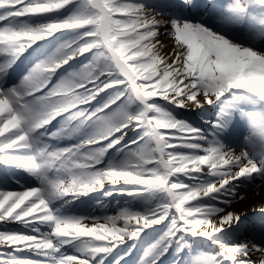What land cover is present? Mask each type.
I'll return each mask as SVG.
<instances>
[{
	"label": "snow or ice",
	"instance_id": "obj_1",
	"mask_svg": "<svg viewBox=\"0 0 264 264\" xmlns=\"http://www.w3.org/2000/svg\"><path fill=\"white\" fill-rule=\"evenodd\" d=\"M169 12L0 0V264H264L234 206L264 192V0ZM93 194L102 215L72 214Z\"/></svg>",
	"mask_w": 264,
	"mask_h": 264
},
{
	"label": "bare ground",
	"instance_id": "obj_2",
	"mask_svg": "<svg viewBox=\"0 0 264 264\" xmlns=\"http://www.w3.org/2000/svg\"><path fill=\"white\" fill-rule=\"evenodd\" d=\"M152 2L160 5L162 11H165L167 14H170L169 8L171 6L172 0H152ZM198 3H211V0H198ZM191 15H196L195 9L192 11ZM163 43L166 46L169 45V38L164 37ZM178 110L185 111L186 114L189 113V115L194 120L200 123L202 122V118L209 119L214 112L211 107H206L202 110L196 108ZM239 187L241 191H244L245 199L243 201H237L234 206L237 208V210L242 213V215L245 214V216L242 218L243 223L245 225H253L257 229L264 227V213L260 211L262 208H264V192H260L259 188H256L253 185H249L247 183H242L239 185ZM99 195L100 194H93L90 197H82L81 200L75 202L74 206H71V212L77 213L80 209H84L88 213L103 214V210L96 206L95 197ZM104 199L106 203H109V209L111 211V209L115 208L117 201L123 203V201L129 200L130 198L114 196L112 198ZM149 233L150 235L152 234L151 231H149ZM149 236L146 237L148 238ZM141 246L142 245L140 244L139 250L137 251V255L128 258V264H131L132 262H137V260L140 258ZM24 255L31 254L25 253ZM165 263V261L160 262V264Z\"/></svg>",
	"mask_w": 264,
	"mask_h": 264
},
{
	"label": "rangeland",
	"instance_id": "obj_3",
	"mask_svg": "<svg viewBox=\"0 0 264 264\" xmlns=\"http://www.w3.org/2000/svg\"><path fill=\"white\" fill-rule=\"evenodd\" d=\"M109 214H113L112 212H109ZM79 215H83V214H79ZM139 264V262H138ZM165 264H174V256L172 255L170 258H168L166 260V263Z\"/></svg>",
	"mask_w": 264,
	"mask_h": 264
}]
</instances>
